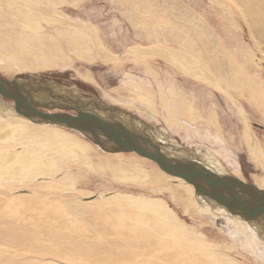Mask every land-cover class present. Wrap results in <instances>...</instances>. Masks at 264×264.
I'll return each mask as SVG.
<instances>
[{"label":"rangeland","instance_id":"1","mask_svg":"<svg viewBox=\"0 0 264 264\" xmlns=\"http://www.w3.org/2000/svg\"><path fill=\"white\" fill-rule=\"evenodd\" d=\"M67 1L0 0V39L22 46L25 56L31 58L22 60L21 53H9L0 44L1 77L54 81L55 89L57 85L78 87L83 96H94L138 115L150 125L148 134L166 147L194 148L201 162L221 172L217 173L236 174L264 189V102L258 100L259 91L264 90V54L255 47L245 21L230 6L221 0ZM170 7L176 8L174 16L181 14L182 23L201 20L214 31L225 49V59L248 71L253 85H233L217 76L213 66L199 56L181 46L160 43L169 39L168 31L174 29L168 17ZM73 31L82 33V38L71 40ZM176 31L183 32L182 28ZM94 46L104 51L106 60L96 58ZM148 53L150 56H145ZM160 53L165 57L170 53L168 60ZM246 86L250 89L245 92ZM62 128L92 145L64 160L55 155V164L62 168L38 174L30 166L9 162L3 155L5 141L0 138L2 197L9 187L18 186L30 193L59 190L68 202L77 203L83 197L114 205V209L117 205H132L136 210L167 206L175 216L168 225L171 234L192 246L194 252L210 257L215 264H264V233L258 232V227L245 229L225 211H211L192 183L187 190L178 188L170 174L147 157L135 151H105L76 130ZM246 140L256 143L257 159ZM139 166L149 172L155 184L130 178L131 170ZM2 203L0 213L15 209L24 218L33 214L28 205H7L0 198ZM35 215L39 218L42 213ZM7 247L0 242L1 252Z\"/></svg>","mask_w":264,"mask_h":264},{"label":"bare ground","instance_id":"2","mask_svg":"<svg viewBox=\"0 0 264 264\" xmlns=\"http://www.w3.org/2000/svg\"><path fill=\"white\" fill-rule=\"evenodd\" d=\"M221 1L230 6L233 12L245 21L249 36L255 47L264 54V0ZM175 4L177 5V3ZM169 6L171 5L169 4ZM180 7L182 8V5ZM170 8L168 17L173 24L171 28L174 29H169V39L164 38L160 43L166 44L167 42L166 45H170V47L174 45L181 46L188 52L193 53L194 56H199L206 65L213 66L217 76L219 75L221 79L228 82H233V85L235 83L239 86L244 82L253 85L254 82L250 80L251 77L248 71L230 65L229 61L225 59L227 55L222 54L225 49L223 51V44L214 31L208 30L201 20H196L195 23L193 22L194 24H188L185 21L182 23L179 20L181 14H177V17L174 16L172 10L175 7ZM166 9L168 11V8ZM178 21L181 23L179 24ZM181 28L183 32L180 35L176 29ZM195 28L197 32H195ZM171 31H175V33ZM73 34L71 40H79L80 36L81 38L83 36L82 33L77 31ZM0 41V44H3L5 50L9 53H21L20 58L22 60H31L30 57L25 56V49L22 46L1 39ZM96 44L98 45V43ZM162 48L165 47L162 46ZM95 50L96 58L103 61L107 59L106 55L103 54L104 51L102 53L98 47ZM169 54L168 56H170ZM145 56L150 55L148 53ZM161 56L168 60V56L165 57L164 53ZM231 63L234 64V61L232 60ZM241 72H243V75ZM62 89L72 94L80 91V88L75 86L62 87ZM249 89L246 86V89L243 90L246 92ZM251 92L253 93V90ZM259 94L258 100L264 102V90H260ZM47 95H50V93L44 90L42 98H47ZM43 112L49 113V111ZM0 138L5 141L6 152H3V155L8 156L9 162L15 163L17 167L26 166L28 168L30 166V169L36 174L44 169L59 170V168H62L59 164H55V155L58 156V159L62 158L64 160L63 158L67 155L73 157L78 150L85 149V147L89 148L92 145L78 134L56 124L30 121L22 115L12 113V111L6 115L0 113ZM151 138L155 142L160 141L154 137ZM161 143L163 144V142ZM247 143L250 146L249 152L260 154L257 151L258 147L255 142L254 144L249 140ZM202 164L214 172L221 173L210 165ZM129 176L133 181L155 184V180L143 166L131 170ZM233 176L242 179L236 174H233ZM169 178L175 181L177 184L174 185L182 190L191 187V182L184 180L182 177L170 175ZM156 182L158 183V181ZM36 184H39V182H36ZM9 188L14 189H9L10 193L6 191L4 195L6 197H2L0 191L1 200L7 205H13L14 202H17L16 204L20 203V206L25 204L24 207L28 205L33 214H30V216L28 214L29 217L24 218L18 212L16 213L15 209H13L15 213L13 211L9 213H3L4 211H2L0 213V242H5L8 245L5 248L6 251H0V264H215L210 257L194 252L192 246L175 239L168 227L169 224L174 222L175 216L167 206L162 208L151 206L148 210H136L131 207L132 205L124 208L117 205L114 209L112 208L114 205L99 203L97 200H86L83 197L77 203L68 202L62 193L58 192L59 190L57 192L30 193V189L27 191L28 188H18V186ZM259 189L264 190L263 188ZM20 191L21 193H18ZM196 193L199 197L198 192ZM199 199L205 202L200 197ZM206 204L208 205V203ZM0 205L2 206L3 203ZM219 210L221 213L224 212L223 209L215 211L220 212ZM37 211H39V214L42 213L39 218L35 215ZM230 217L245 229L256 226L245 221L246 219L243 220L235 216Z\"/></svg>","mask_w":264,"mask_h":264},{"label":"water","instance_id":"3","mask_svg":"<svg viewBox=\"0 0 264 264\" xmlns=\"http://www.w3.org/2000/svg\"><path fill=\"white\" fill-rule=\"evenodd\" d=\"M53 84L0 76V113L6 115L12 111L30 121L76 130L105 151H135L155 162L166 173L191 182L212 210L223 209L229 217L246 219L258 227V232L264 233V190L233 175L208 169L201 163L200 154L194 148L166 147L160 141L155 142L147 132L151 130L150 125L138 115L94 96L76 98L79 103L74 109L78 115L40 111L37 106H52L39 105L34 99L42 98L44 90ZM57 87L68 95H74L60 85ZM59 95H52V98L63 96ZM4 99H10L12 103ZM53 108L61 107L53 105Z\"/></svg>","mask_w":264,"mask_h":264},{"label":"flooded vegetation","instance_id":"4","mask_svg":"<svg viewBox=\"0 0 264 264\" xmlns=\"http://www.w3.org/2000/svg\"><path fill=\"white\" fill-rule=\"evenodd\" d=\"M43 82V81H41ZM50 81H44L43 83H49ZM54 82V81H52ZM55 83V82H54ZM50 95H47V98H35L34 100L36 102H38V104L40 105H51L52 108H46L44 106H37L39 109H41L42 111H50V112H59V111H63V112H67V113H70L72 115H78V112L74 109V107L79 103V101H77L76 98L78 99H83L84 97L85 98H89L90 96H83V93H75L73 96L71 95H68L67 93L59 90L58 88H53L51 85L46 89ZM63 95V96H60V95ZM52 95H55V96H60V97H57V98H52ZM53 105H59L61 108H53Z\"/></svg>","mask_w":264,"mask_h":264}]
</instances>
